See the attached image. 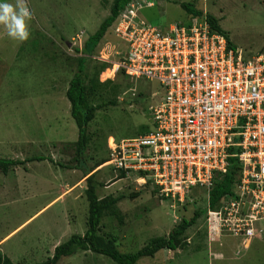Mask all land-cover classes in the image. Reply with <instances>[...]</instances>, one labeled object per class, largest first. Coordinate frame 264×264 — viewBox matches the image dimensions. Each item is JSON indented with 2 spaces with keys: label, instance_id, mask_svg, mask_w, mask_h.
I'll list each match as a JSON object with an SVG mask.
<instances>
[{
  "label": "rangeland",
  "instance_id": "obj_1",
  "mask_svg": "<svg viewBox=\"0 0 264 264\" xmlns=\"http://www.w3.org/2000/svg\"><path fill=\"white\" fill-rule=\"evenodd\" d=\"M140 12L157 26L188 24L192 19L180 7L191 3L218 19L221 29L245 57L264 54V0H150ZM16 5L17 0H0ZM31 13L26 21L29 38L20 42L0 25V158L24 160L45 157L24 166L0 171V250L15 264H37L71 235L87 228L88 206L83 174L60 165H75L78 129L70 117L65 92L85 58L88 86L101 84L89 104L101 106L87 126L86 163L99 165L95 180L99 198L122 195L118 216L107 215L100 234L115 238L121 254L134 253L147 242L167 237L181 222L199 210L201 217L186 233L188 245L175 251L161 250L137 264H264V223L248 248L240 238L210 228L208 191H192L184 204L157 197L149 185L118 179L108 165V146L141 135L151 128L149 106L158 85L120 75L99 73L101 65L117 59L120 46L109 28L90 56L82 54L84 42L109 15L111 0H24ZM78 50V52H77ZM98 75V76H97ZM106 78V79H105ZM108 78V79H107ZM111 102L114 104L112 105ZM52 159L54 163L50 162ZM92 172V173H93ZM263 228V229H262ZM2 241V240H1ZM57 264H115L89 251L77 252Z\"/></svg>",
  "mask_w": 264,
  "mask_h": 264
},
{
  "label": "built area",
  "instance_id": "obj_2",
  "mask_svg": "<svg viewBox=\"0 0 264 264\" xmlns=\"http://www.w3.org/2000/svg\"><path fill=\"white\" fill-rule=\"evenodd\" d=\"M152 6L131 0L111 26L120 51L103 72L154 82L151 98L161 97L148 108L146 133L108 146V165L158 198L184 204L192 191H209L236 159L233 192L208 220L214 233L248 248L264 223V54L245 57L202 17L157 27L140 16Z\"/></svg>",
  "mask_w": 264,
  "mask_h": 264
},
{
  "label": "trees",
  "instance_id": "obj_3",
  "mask_svg": "<svg viewBox=\"0 0 264 264\" xmlns=\"http://www.w3.org/2000/svg\"><path fill=\"white\" fill-rule=\"evenodd\" d=\"M130 1L131 0H111L109 15L100 23L98 29L84 42L81 50L83 55L90 56L92 54L96 46L105 36L107 30L111 28L119 12ZM180 7L191 18H205L213 29L224 35L230 46L233 45L228 35L219 26L218 19L214 16L203 13L201 10L195 8V6L191 3H181ZM105 69L106 65H101L98 74L102 73ZM118 75L125 77L122 72ZM99 85L101 84L98 82V78H96L95 81H92L90 86L87 85L85 75V58H79L77 70L71 78L65 92L70 105V117L78 129V139L75 142V165L65 166L62 164L60 166L67 169L78 170L83 174V179L86 184L84 194L88 206L86 231L82 235H71L68 240L54 248L53 254L49 258H47L44 262L37 264H57L61 259L70 257L80 251H89L95 255L104 256L115 264H137L138 261L143 258L154 257L155 254L161 250L175 251L186 248L188 243L185 233L202 215V212L199 210L193 212L190 219H182L177 227L167 237L153 239L134 253H119L116 249L115 238L100 234V225L103 218L107 215H119L117 203L124 199V196L119 195L114 197L112 195H108L106 197L99 198L97 195V189L102 186V184L96 182L95 180V174L97 171L93 172L99 165L89 168L86 163V152L89 143L87 126L94 119L95 112L101 109V106L99 105L93 106L89 104V96L95 92V88ZM111 104L113 105L114 103L111 102ZM147 131L148 130H146V132ZM45 160V157H31L24 160L0 158V171L6 175L13 167L24 166L30 162ZM50 162L52 164H58L52 159H50ZM239 171L240 165L238 161L236 159H229L226 171L223 174L219 173L215 175L213 185L208 191L209 208L214 209L224 196L233 192L234 184L238 180ZM123 177L124 175L120 174L115 180L122 179ZM0 242H2L1 238ZM0 264L15 263H13L11 259L0 250Z\"/></svg>",
  "mask_w": 264,
  "mask_h": 264
},
{
  "label": "clouds",
  "instance_id": "obj_4",
  "mask_svg": "<svg viewBox=\"0 0 264 264\" xmlns=\"http://www.w3.org/2000/svg\"><path fill=\"white\" fill-rule=\"evenodd\" d=\"M31 13L24 0H17L16 5L0 3V25L7 29L10 38L23 42L29 38L26 21Z\"/></svg>",
  "mask_w": 264,
  "mask_h": 264
},
{
  "label": "crops",
  "instance_id": "obj_5",
  "mask_svg": "<svg viewBox=\"0 0 264 264\" xmlns=\"http://www.w3.org/2000/svg\"><path fill=\"white\" fill-rule=\"evenodd\" d=\"M84 182H85V180L83 179L81 183H84ZM6 239H7V237H5L4 239L2 238V239H1V240H2V243H3V241L6 240Z\"/></svg>",
  "mask_w": 264,
  "mask_h": 264
}]
</instances>
